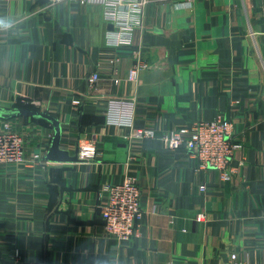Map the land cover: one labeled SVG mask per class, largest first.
<instances>
[{
  "label": "crops",
  "instance_id": "0c3cea01",
  "mask_svg": "<svg viewBox=\"0 0 264 264\" xmlns=\"http://www.w3.org/2000/svg\"><path fill=\"white\" fill-rule=\"evenodd\" d=\"M47 3L0 0V107L49 111L62 148L98 137L101 156L0 165V264H264V0H149L137 82L130 49L105 45L100 3ZM129 97L136 124L159 133L230 120L238 147L227 176L157 137L126 139L106 101ZM5 122L27 135L28 157L46 154L52 126ZM129 174L141 189L140 234L120 242L104 231L98 193Z\"/></svg>",
  "mask_w": 264,
  "mask_h": 264
},
{
  "label": "built area",
  "instance_id": "2783aa9c",
  "mask_svg": "<svg viewBox=\"0 0 264 264\" xmlns=\"http://www.w3.org/2000/svg\"><path fill=\"white\" fill-rule=\"evenodd\" d=\"M72 1L79 4L100 3L104 9V18L112 28L106 32L105 45L113 49H130L135 62L128 72V80L137 82L139 73L148 67L142 60L141 51L135 48V35L144 28L145 8L149 0H48L46 8ZM192 0H186L190 3ZM118 61V58H115ZM98 74L91 76L98 80ZM35 105L39 102L32 101ZM106 107L109 122L129 127L124 137L129 140L142 138H159L165 147L172 149L185 148L198 162L199 169L212 168L227 176L234 150L238 147L232 140L233 123L222 117L211 121H197L191 125L158 132L152 127L136 124V99H108ZM54 131L48 133L51 141ZM48 146V145H46ZM98 137L81 139L79 157L84 162L97 160L101 156ZM47 148V147H40ZM48 150V149H46ZM45 153L39 149L28 157V137L16 130L10 122H5L0 129V165L32 164L43 166ZM204 190V187H202ZM99 211L107 235L120 242H129L140 234L141 189L134 175H127L117 182L104 184L98 193ZM14 258H20V251H14ZM240 264V263H235Z\"/></svg>",
  "mask_w": 264,
  "mask_h": 264
},
{
  "label": "water",
  "instance_id": "95a60500",
  "mask_svg": "<svg viewBox=\"0 0 264 264\" xmlns=\"http://www.w3.org/2000/svg\"><path fill=\"white\" fill-rule=\"evenodd\" d=\"M110 28H112V26H110ZM0 116L4 118L13 116H29L49 121L53 127L54 135L44 156V160L55 163H76L82 161L79 157V148H76L75 151L71 153L69 150L61 147L62 125L60 120L49 111L16 106L13 109L7 110L0 107Z\"/></svg>",
  "mask_w": 264,
  "mask_h": 264
},
{
  "label": "trees",
  "instance_id": "16d2710c",
  "mask_svg": "<svg viewBox=\"0 0 264 264\" xmlns=\"http://www.w3.org/2000/svg\"><path fill=\"white\" fill-rule=\"evenodd\" d=\"M16 107H25V108H30V109H38L36 106L32 105V104H23V103H17L15 105ZM32 119L36 122H39L40 124H43V125H51V123L45 119H42V118H34L32 117Z\"/></svg>",
  "mask_w": 264,
  "mask_h": 264
}]
</instances>
